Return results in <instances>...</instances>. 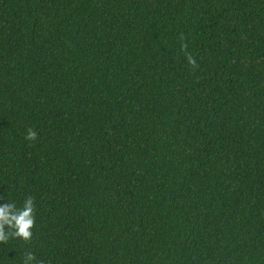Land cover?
Returning <instances> with one entry per match:
<instances>
[{"label":"trees","instance_id":"1","mask_svg":"<svg viewBox=\"0 0 264 264\" xmlns=\"http://www.w3.org/2000/svg\"><path fill=\"white\" fill-rule=\"evenodd\" d=\"M26 197L0 264H264V0H0V203Z\"/></svg>","mask_w":264,"mask_h":264},{"label":"clouds","instance_id":"2","mask_svg":"<svg viewBox=\"0 0 264 264\" xmlns=\"http://www.w3.org/2000/svg\"><path fill=\"white\" fill-rule=\"evenodd\" d=\"M187 61L190 65L195 66L196 61L190 55L187 57ZM35 136L36 133L29 129L26 139L32 140ZM33 208L34 203L30 197H26L19 206L11 200L0 203V240L6 237L7 231H11L14 237L30 239L34 224ZM24 264H33L31 253L26 254Z\"/></svg>","mask_w":264,"mask_h":264}]
</instances>
